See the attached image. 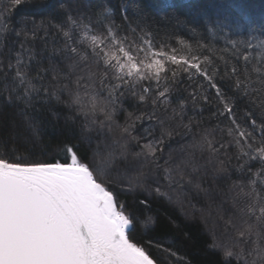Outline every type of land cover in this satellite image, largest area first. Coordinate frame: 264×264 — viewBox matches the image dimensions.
Masks as SVG:
<instances>
[{
    "label": "snow or ice",
    "instance_id": "snow-or-ice-1",
    "mask_svg": "<svg viewBox=\"0 0 264 264\" xmlns=\"http://www.w3.org/2000/svg\"><path fill=\"white\" fill-rule=\"evenodd\" d=\"M153 2L162 15L129 16L127 0H0V264H158L116 191L145 189V169L168 188L209 173L227 185L231 243L212 247L222 264H264V38L245 39L254 29L225 0ZM197 20L212 41L178 31L195 35ZM17 117L34 140L64 137L51 159L20 154ZM152 191L167 197L159 179Z\"/></svg>",
    "mask_w": 264,
    "mask_h": 264
},
{
    "label": "trees",
    "instance_id": "trees-1",
    "mask_svg": "<svg viewBox=\"0 0 264 264\" xmlns=\"http://www.w3.org/2000/svg\"><path fill=\"white\" fill-rule=\"evenodd\" d=\"M174 1L176 2L173 4L178 8L209 2V0ZM213 2H220V0H213ZM225 2L239 6L247 23L254 29L249 30L248 27H245L241 33L245 39L250 36L264 38V30H262L264 29V0H225ZM127 3L129 16L135 17V5H142L154 16L162 15L160 10L154 7L153 0H127ZM20 11L21 14H27L34 10L30 7H22ZM224 11L232 13L233 9L226 8ZM240 22L244 23L245 21L241 20ZM194 23L197 28L195 35L187 32L186 29H178L183 38L188 39L191 43L212 41L211 35L201 27V22L197 20ZM159 27L170 28L171 25L161 22ZM162 34L163 32H161ZM216 42L223 43L222 41ZM39 48L40 45L37 44V50ZM51 118L57 119L55 116ZM16 121L17 127L14 131L20 146V154L31 153L29 159L37 161L51 159L55 154L51 147L64 137L50 136L49 133L41 132L39 140H34L30 132L20 125L19 117L16 118ZM59 122L63 125V114L59 117ZM121 123H123L122 120ZM113 138H115V134H113ZM46 146L48 147L46 148ZM173 148L178 149L179 145L174 143ZM164 158H167V152H165ZM145 172L148 181L145 189L121 192L119 187L116 188L121 199L126 202L128 212L133 218V226L129 230L133 239L146 247L158 264H222L220 250L212 245L214 242L217 245L231 243L229 233L225 232L221 219V215L224 214L222 209L230 207L226 197L227 185L223 182L213 183L209 173V177L205 180L197 178L192 184H185L183 188L179 186L168 188L167 182L162 178V172L159 178L148 169H145ZM157 179H159L162 191L167 193V197L157 196L152 191ZM198 183L207 191L197 188ZM144 198H147L151 203L141 204L139 201ZM172 252H175L176 255H171Z\"/></svg>",
    "mask_w": 264,
    "mask_h": 264
},
{
    "label": "rangeland",
    "instance_id": "rangeland-1",
    "mask_svg": "<svg viewBox=\"0 0 264 264\" xmlns=\"http://www.w3.org/2000/svg\"><path fill=\"white\" fill-rule=\"evenodd\" d=\"M186 1V0H185ZM171 2L173 3V2H176V1H174V0H171Z\"/></svg>",
    "mask_w": 264,
    "mask_h": 264
}]
</instances>
